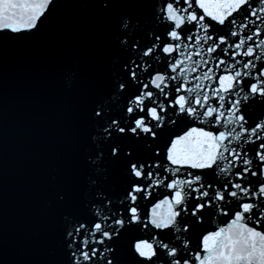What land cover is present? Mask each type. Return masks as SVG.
I'll list each match as a JSON object with an SVG mask.
<instances>
[{
  "label": "snow or ice",
  "instance_id": "1",
  "mask_svg": "<svg viewBox=\"0 0 264 264\" xmlns=\"http://www.w3.org/2000/svg\"><path fill=\"white\" fill-rule=\"evenodd\" d=\"M69 18L23 246L0 96V264H264V0H0V69Z\"/></svg>",
  "mask_w": 264,
  "mask_h": 264
},
{
  "label": "water",
  "instance_id": "2",
  "mask_svg": "<svg viewBox=\"0 0 264 264\" xmlns=\"http://www.w3.org/2000/svg\"><path fill=\"white\" fill-rule=\"evenodd\" d=\"M69 18L63 33L32 45L9 46L6 67L0 73V96L6 95L8 228L10 243L23 246L32 239L30 219L43 209L29 199L43 139L55 119L59 87H66L76 70L69 58L79 52ZM65 58L56 71L59 60Z\"/></svg>",
  "mask_w": 264,
  "mask_h": 264
}]
</instances>
